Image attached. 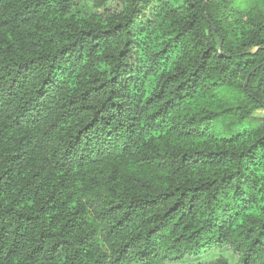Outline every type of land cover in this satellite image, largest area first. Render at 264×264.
<instances>
[{
    "label": "trees",
    "instance_id": "obj_1",
    "mask_svg": "<svg viewBox=\"0 0 264 264\" xmlns=\"http://www.w3.org/2000/svg\"><path fill=\"white\" fill-rule=\"evenodd\" d=\"M0 0V264H264V0Z\"/></svg>",
    "mask_w": 264,
    "mask_h": 264
},
{
    "label": "rangeland",
    "instance_id": "obj_2",
    "mask_svg": "<svg viewBox=\"0 0 264 264\" xmlns=\"http://www.w3.org/2000/svg\"><path fill=\"white\" fill-rule=\"evenodd\" d=\"M91 0H83L80 4H79V9H83L86 10L87 9V4L88 2H90Z\"/></svg>",
    "mask_w": 264,
    "mask_h": 264
}]
</instances>
